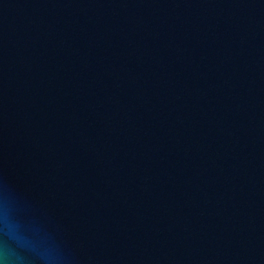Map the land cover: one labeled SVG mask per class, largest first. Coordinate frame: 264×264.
<instances>
[{
    "label": "water",
    "instance_id": "95a60500",
    "mask_svg": "<svg viewBox=\"0 0 264 264\" xmlns=\"http://www.w3.org/2000/svg\"><path fill=\"white\" fill-rule=\"evenodd\" d=\"M0 264H264V0H0Z\"/></svg>",
    "mask_w": 264,
    "mask_h": 264
}]
</instances>
